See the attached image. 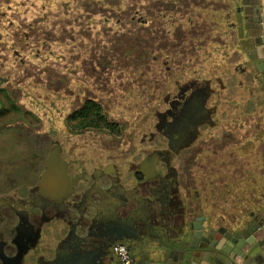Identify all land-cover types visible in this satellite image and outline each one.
I'll use <instances>...</instances> for the list:
<instances>
[{"label":"rangeland","instance_id":"obj_1","mask_svg":"<svg viewBox=\"0 0 264 264\" xmlns=\"http://www.w3.org/2000/svg\"><path fill=\"white\" fill-rule=\"evenodd\" d=\"M82 1L0 0V77L5 81L0 87V184L26 176L34 181L27 167L39 150L47 155L52 140L59 141L66 154L85 160L104 162L107 155L122 151L130 156L134 152L129 147L153 144L149 139L158 133L157 112L178 83L203 81L209 70L224 73L223 81L236 80L234 71L222 67V56L206 48L201 30L209 31L203 20L200 25L197 18L182 20L183 10L177 9L161 8L155 16L147 11L153 0H145L142 10L149 23L139 29L131 19L139 14L126 15L128 5L118 8L119 21L112 17L102 23L103 16L92 8L89 13L79 9ZM221 1L213 2L214 9H221ZM155 34V46L148 52V38ZM88 99L98 105L88 108ZM211 138L202 135L195 142L200 147L193 153L194 173L208 197L199 202L207 213L225 209L233 216L254 200H227L225 168L237 165L231 159L238 153L215 151L211 146L217 142ZM262 163L255 188L260 185L264 192V151ZM244 187L248 190H238ZM231 188L245 197L254 193V185Z\"/></svg>","mask_w":264,"mask_h":264},{"label":"flooded vegetation","instance_id":"obj_2","mask_svg":"<svg viewBox=\"0 0 264 264\" xmlns=\"http://www.w3.org/2000/svg\"><path fill=\"white\" fill-rule=\"evenodd\" d=\"M189 1L190 5L186 6L181 0V5L177 4L179 6L175 8L183 10L181 19L189 22L196 16L197 3L213 7V0ZM204 26L209 33L196 30L205 35L204 44L210 48V53H214L215 42L223 36L221 32L213 34L211 29L214 30V24ZM259 28L264 29V21ZM216 29L219 31V28ZM226 34L224 31L223 35ZM234 35L236 38L237 34ZM261 38H264L262 34L259 35ZM220 55L222 64L231 69L232 74L235 72L236 80L223 81L222 76L226 77L224 73L209 70L210 76L203 81L192 79L178 83L172 96L165 95V107L157 112L154 125L158 133L150 134L149 140L153 143L150 147L131 146L129 148L134 153L130 156H123L122 151L118 155H107L102 162L66 154L61 145L63 159L76 164L79 162L84 166V173L67 189V195L50 197L44 194L45 188L40 189L38 182L46 169L52 145L59 143L52 140L47 155L39 150L34 154L33 164L27 167L36 176L34 181L26 176L14 183H1L0 264H70L77 259L87 262L96 257L100 263L103 253L117 259V264H124L113 249L120 242L118 238L122 230L111 217L113 212L118 216L121 214L129 228L127 218L139 214L147 224V237L158 240L179 236L188 241L187 245L199 247L203 244L202 239H206L202 232L212 230L220 237L217 244L221 240H229L227 234L241 239L238 237L240 233L247 239L253 234L258 241V229L264 225V192L260 185L259 189L255 188L262 178L264 151V64L260 69L249 59L231 66L226 63L225 54ZM167 70L172 72L169 66ZM1 79L0 87L5 83ZM213 83H218V86ZM214 134L217 136L214 137ZM202 135L210 136L212 141L217 142L211 146L215 151L229 149L227 153H238L237 159H231L237 165L227 164L225 172L226 169L228 172L222 183L229 191L227 200H254L252 206L233 216L225 209L221 213L214 212V208L209 213L203 209L199 199L208 197L201 190L194 173L196 162L192 160L193 153L198 152L200 147L195 142ZM74 166L67 165L70 178L77 169ZM229 171L233 178L229 177ZM64 183L71 185L69 181ZM241 184L254 185V193L247 192L248 197L235 193L231 186L240 187ZM65 186L60 185L62 188ZM255 192L257 195H254ZM98 217L105 221L100 227L96 225ZM58 235L74 249H79L78 252L60 250L55 258H49L47 251L52 247V237ZM82 236H89L88 243H81ZM206 237L211 244L212 238L209 235ZM95 239L102 240L103 252L91 250L90 255L84 257Z\"/></svg>","mask_w":264,"mask_h":264},{"label":"crops","instance_id":"obj_3","mask_svg":"<svg viewBox=\"0 0 264 264\" xmlns=\"http://www.w3.org/2000/svg\"><path fill=\"white\" fill-rule=\"evenodd\" d=\"M213 2H217V0H213ZM221 2L223 6L218 10L214 9V7L204 6L202 3L198 4L196 6V16L193 20H196L197 18L198 25H200L199 23L202 20L204 24H214V30L211 29L213 34H218L221 32V36L223 37L222 39H219L220 41H216L214 46L217 55L220 53L225 54V57H227L226 63L234 66L240 62H247L250 59L252 64L258 65L261 69L262 64H264V38L259 39V35L262 34L264 37V29L259 28V26L264 21V0H223ZM216 28H219V31H217L218 29ZM224 31L225 33L227 32L226 36L223 35ZM234 34H237L236 38H234ZM255 37L257 39H255ZM238 54L239 56L237 57ZM218 64H220V62ZM221 65L222 67L225 66L222 64V62ZM111 215L113 220L117 222L116 224H118L122 229L119 233L120 236L118 241L125 242L128 246L130 244L129 242L135 243L136 238L132 236L134 231L128 227V224L126 225L124 221L126 219H123L121 214L118 216V214L115 212L111 213ZM99 220H101V217L96 219V225L100 227L105 221L103 222L102 220ZM120 220H123L124 224L122 223L123 221ZM258 230L259 233L257 234V240L260 242L258 246H254V244L251 243H246L241 247H237V244L229 240H221L217 247L221 248L220 252H222L224 256H228L226 253H231L236 264H264V240H262L264 239V225ZM251 236L254 235L251 234ZM189 237L190 236H188V238ZM52 238L53 245L51 249L47 251L48 255L50 254L49 258H55L56 254L60 250L64 252H67L66 250H72V252H75V249L69 245L70 243L67 244L65 240L62 241L61 235ZM149 239L152 242L159 241L157 238L153 237H149ZM223 248L226 249V252L222 250ZM200 249H202L201 245ZM236 250L242 252L243 256L235 254ZM131 252L135 258L133 264L160 263V259L154 255L141 251L139 247L131 249ZM85 255L86 253L84 254V257ZM211 261V258L205 260L202 258H197V261L194 262L195 264H211ZM82 262L83 260L77 259L70 264H82ZM175 263L177 262L175 261Z\"/></svg>","mask_w":264,"mask_h":264},{"label":"water","instance_id":"obj_4","mask_svg":"<svg viewBox=\"0 0 264 264\" xmlns=\"http://www.w3.org/2000/svg\"><path fill=\"white\" fill-rule=\"evenodd\" d=\"M70 164H74V167L78 169L74 171L72 178H70V175H68L67 172V165ZM82 172L84 173V166L79 162L76 164V162H67L65 159H63L61 155V144L54 143L47 157L46 169L39 179L38 186L40 187V189L45 188L44 194L50 197L55 196L56 194L67 195L69 193L67 191L77 182L78 178L83 175ZM69 178L70 180H68ZM65 181H69L71 185L68 183H64ZM61 183L66 186L63 188L60 187ZM127 221L129 222L131 229L135 231L132 236L136 238L135 243L130 242L129 248L134 249L139 247L141 251L154 255L155 257L160 259L159 264H195L194 261H197V258H202L203 260L211 258V264H236V262L234 261L235 259L233 258V255H231V253H226L228 254V256H224L223 253L220 252L221 248L217 247V241L220 240V237L219 235L214 234V231L212 230H210L209 232H202L206 239H202L203 244L201 245L202 249H200V246L198 247L197 245H187V240L179 236H170L157 242H152L146 234L147 224L142 217H139V214L135 213L133 216H129L127 218ZM206 235H209L212 238L211 241H213L211 244L208 240L209 237H206ZM234 237L235 236H232L231 234L226 235V238H229L231 242L237 244V247H241L246 243L254 244V246H258L259 244V241H256L254 236H250L247 239V237L242 236L240 233L238 237H240L241 239L237 240ZM88 239L89 236H82L81 243H88L86 242L88 241ZM102 249V240L95 239L94 243L90 245V249L88 251H85V253L87 255H90L88 253L91 250L103 252ZM78 250L79 249L76 248L75 252H78ZM222 250L226 252L225 248H223ZM235 254L243 256V253L239 252L238 250L235 251ZM101 257L102 259L100 263L99 259L96 257L94 259L87 260V262L83 261L82 264L118 263L117 259H115L114 257H109L107 253L101 254ZM175 261L177 263H175Z\"/></svg>","mask_w":264,"mask_h":264},{"label":"trees","instance_id":"obj_5","mask_svg":"<svg viewBox=\"0 0 264 264\" xmlns=\"http://www.w3.org/2000/svg\"><path fill=\"white\" fill-rule=\"evenodd\" d=\"M145 0H98V2L96 0H84L81 2V7H79V9H83L84 11L88 12L91 11V8L93 9L91 12H94L96 14H100L103 16L101 22L104 23V21H109L112 17H119L120 15L118 12V8H121L123 5H128L129 9L126 10V15L127 14H133L137 16V14H139L138 19L131 17V19L136 23V25H140L139 29H143V27L145 28L146 25L149 23V19L146 18L145 12L142 10L144 9L145 4H144ZM181 3V0H153V6L151 8H149L147 11L153 12L155 14V16H160L159 13H157V10L161 11V8H163L164 10H172L177 8L176 7V2ZM165 2V5H164ZM188 6V4L190 5V1L189 0H182V4ZM167 3V4H166ZM80 5V4H79ZM179 6V5H177ZM184 7V5H183ZM148 13V12H147ZM144 15V17H143ZM148 15V14H147ZM120 20V18H118V21ZM157 38L156 34L152 35L150 38H148V43H147V50L148 52L150 51L149 49H153V47L155 46L154 40ZM152 42H151V40ZM153 43V44H152ZM78 48L80 49V45L78 46ZM77 57H80V52L76 53ZM88 108L90 106L93 105H98L96 103L95 100L93 99H88ZM102 109V108H101Z\"/></svg>","mask_w":264,"mask_h":264},{"label":"built area","instance_id":"obj_6","mask_svg":"<svg viewBox=\"0 0 264 264\" xmlns=\"http://www.w3.org/2000/svg\"><path fill=\"white\" fill-rule=\"evenodd\" d=\"M115 253L124 264H133L134 255L125 242H117L114 246Z\"/></svg>","mask_w":264,"mask_h":264}]
</instances>
